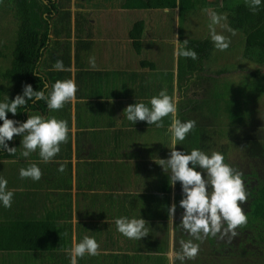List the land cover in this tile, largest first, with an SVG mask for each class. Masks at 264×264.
Wrapping results in <instances>:
<instances>
[{"label":"crops","instance_id":"1","mask_svg":"<svg viewBox=\"0 0 264 264\" xmlns=\"http://www.w3.org/2000/svg\"><path fill=\"white\" fill-rule=\"evenodd\" d=\"M214 1L206 0L207 12ZM84 5H71V11H84L86 23L84 29L82 24L80 28L74 24L68 46L70 65L60 71L65 77L62 80L75 82L76 99L51 115L66 123V141L59 145L60 151L52 160L44 162L38 150L28 157L21 156L22 137L14 136L9 144L16 147L15 154L0 162V177L13 193L10 207L0 206V228L6 225L5 234L9 235L7 228L12 223L27 226L28 232L24 236L20 232L24 253L10 248V252L0 253V261L2 258L5 264H52L59 262L61 256L69 264L67 250L73 241L93 235L98 244L97 255L85 254L77 258V264H179V241L175 238L187 235L180 226L183 210L177 203L178 210L175 208L169 216L168 207L182 197L177 195L176 183L171 185L168 180V171L158 165L159 159L168 157L170 124L164 123H171V119L162 118L163 126L157 129L143 121L132 125L124 118L123 109L138 102L149 106V99L161 90L172 96L176 105L183 99L178 88L180 57L174 56V50L176 39L181 41L180 22L187 21L193 9L183 15L178 6L167 11L148 9L170 14L177 24L171 38L163 42L160 35L166 28L159 34L147 17L126 23L124 13L128 10L121 5L86 0ZM194 16L198 14L194 12ZM138 22L142 23L141 31L135 33L136 37L130 36ZM184 41L187 40L181 41L185 47ZM161 43L171 45L164 54L159 52ZM58 49L53 46L57 55ZM159 58H165V62H158ZM203 69L206 70L204 66ZM162 71L165 78L159 73ZM159 80L164 86L159 85ZM48 112L46 108L42 117L51 119ZM158 130L160 135H156ZM32 165L39 168L40 179L21 178L20 169ZM120 217L144 219L146 236L139 240L124 237L114 223ZM42 247L51 253L30 252Z\"/></svg>","mask_w":264,"mask_h":264},{"label":"trees","instance_id":"2","mask_svg":"<svg viewBox=\"0 0 264 264\" xmlns=\"http://www.w3.org/2000/svg\"><path fill=\"white\" fill-rule=\"evenodd\" d=\"M66 2L69 4L70 0H0V24L2 20H7L5 15L8 13L16 23L10 43L4 36L3 42L0 43V60L9 64L3 68V63H0V101L6 96L11 100L15 95L21 94L24 84H30L34 91L40 90L47 95L54 82L65 78L60 71L53 70V63L62 61L65 69L70 65L68 46L72 15L69 6H64ZM220 2L219 10L226 14L228 27L243 36L241 60L254 67H264V3L253 12L249 8V0ZM195 4L193 0H124L121 7L127 10H148L173 9L178 6L179 13L183 15L192 11ZM74 18L77 28L82 24L84 29L85 14L75 12ZM79 20L82 21L78 23ZM141 28V22L135 23L130 36L136 37L135 33L138 35ZM60 44L64 50L57 55L53 52V46L58 47ZM184 45L186 49L196 53V59L179 58L178 88L182 91L183 99L177 105L176 117L181 122L193 121L194 127L184 141L178 142L176 149L185 153L193 148L208 154L221 153L225 163L240 174L246 194L245 202L240 205L247 218L246 223L234 229V235L225 231L226 225H223L221 232L214 236L206 235L204 241L207 239L211 256L215 260L223 254L227 263L234 264L227 258L228 250L231 249L234 252L233 257L237 258L235 264H264V72L250 69L237 83L218 79L220 71L216 72L215 76L206 74L207 63L214 60L212 54L215 47L212 41L190 39ZM2 50L6 54H2ZM203 66L207 70L204 73L206 76H200L204 72ZM34 72L39 76L34 75ZM194 73H197L195 79ZM188 76H192L189 83L185 78ZM187 84L192 85L184 87ZM26 108L28 115L42 116L47 107L45 101H28ZM63 110L65 111V108ZM23 111L24 109L18 108L16 116L6 114V118L23 122L27 118ZM192 114H197L196 118H192ZM164 124L168 126L170 123ZM11 157L7 152L0 151V162H5ZM176 185L180 199V185ZM177 203L178 200L176 202L175 199L176 210ZM5 226L0 228V253L10 252V248L22 250L16 251L17 253H24L23 236L28 234L27 226L10 223L7 228L9 235L5 234ZM20 232L23 236H20ZM65 233L67 234L66 230ZM89 237L94 239L93 235ZM61 238L65 241L64 237ZM175 239L179 242L185 240L183 237ZM202 239L203 236L191 241L202 243ZM48 242L49 240H46L45 244ZM49 246L52 247L50 244ZM30 252L40 255L51 253L43 247ZM198 255L201 264H213V260L204 262L202 254ZM60 258L59 262L51 263L67 264L66 259L61 256ZM0 264H5L2 258Z\"/></svg>","mask_w":264,"mask_h":264},{"label":"clouds","instance_id":"3","mask_svg":"<svg viewBox=\"0 0 264 264\" xmlns=\"http://www.w3.org/2000/svg\"><path fill=\"white\" fill-rule=\"evenodd\" d=\"M264 0H249V8L255 12ZM167 11V9H165ZM225 18L222 15L211 13L208 25L209 38L213 46L223 51L229 41L225 36L216 32L219 25L222 29L232 32L226 24L221 23ZM186 44V41L183 42ZM174 56L196 59V53L183 47L182 42L176 39ZM57 71L66 70L62 61L57 60L54 64ZM34 75L39 76L34 72ZM77 87L72 79L57 80L51 86L47 95L43 91L33 90L30 84L22 86L21 94L15 95L11 100L8 96L0 101V151L9 155L15 154L16 147H9L8 142L13 137H22L20 153L28 157L31 152L37 151L44 162H49L60 151L59 145L66 141L68 128L64 121L54 118L45 119L41 115H28L26 104L28 101H45L49 110L61 109L65 103L74 102ZM146 106L143 102L128 105L123 109L124 118L134 125L143 121L147 125L156 128L162 126V118L170 117L171 123L168 128L170 133V148L166 159H159L158 165L162 170L168 171V180L171 185L179 183L182 198L179 207L183 210L180 218V226L193 239H200L205 235H216L221 232L222 226L226 225L227 232L234 233V229L246 223V216L242 211L241 204L246 200L244 185L240 174L225 163L224 156L219 152L210 154L193 148L188 153L177 150L178 142L184 141L186 135L193 129V121H183L176 117L177 105L174 98L164 90L152 96ZM24 109L27 118L21 122L6 118V114L16 116L17 110ZM59 170H62L59 169ZM40 170L32 165L27 169H20L21 178L31 180L40 179ZM7 181L0 177V206L8 208L12 203L13 193L6 189ZM176 205L168 207L169 216L175 212ZM116 230L124 237L139 240L145 237L147 229L146 221L142 218L120 217L114 221ZM98 244L88 236H84L79 242L73 241L72 247L67 250L69 264H77V258L97 255ZM198 251V245L191 240L181 243V251L176 253V258L183 261L185 257L194 258Z\"/></svg>","mask_w":264,"mask_h":264},{"label":"rangeland","instance_id":"4","mask_svg":"<svg viewBox=\"0 0 264 264\" xmlns=\"http://www.w3.org/2000/svg\"><path fill=\"white\" fill-rule=\"evenodd\" d=\"M124 0H93L94 3H99L102 2V4H110L111 6L117 7L121 4H123ZM65 2V1H64ZM196 4L194 5L193 8V12H191V16L189 17V19L186 20H182L180 22V28H179V32L181 34V41L183 40H190V39H196V40H210L209 38V29H208V25L210 23V17H211V13L215 12L217 15H222L225 19L223 21H221V23L226 24L227 25V20H226V14L224 12H221L219 10V6L221 5V2L219 0L214 1L213 3H210L209 5V9L207 12V9L205 4H206V0H193V3ZM63 3V2H62ZM73 7H77L78 6H85L84 5V0H70L69 4L66 2L64 3V6H69V8ZM205 5V6H204ZM218 7V8H217ZM213 9V11H212ZM85 10V9H84ZM82 12V11H79ZM107 12V11H106ZM111 12V11H110ZM194 12H196L198 14V16H194ZM75 13V10L71 11V18H70V22H71V26L70 29L73 30V26L75 24L74 20H73V14ZM84 13V11L82 12ZM113 14V12H111ZM206 13H209V16H206ZM7 20L4 21L2 20V23L0 24V43L3 42L2 36H4L3 38L6 41L12 40L13 36L12 33L16 30V23L12 17V15H5ZM125 16V20L126 23H134L135 19H138V17H141L144 19V17H147V21L151 22V24L157 28V30H159V34L160 32H163V29L166 28V32H164V34L160 35L161 39L163 40V42L165 41V39H169L171 38L170 35L172 34L173 28H175V25L177 26V24L175 23L174 19H171V15L170 14H163L161 12H150L148 10H128L124 13ZM187 17V16H185ZM185 17L183 19H185ZM75 19V18H74ZM11 20V21H10ZM228 26V25H227ZM215 30L217 33L222 34L223 36H225L227 38V40L229 41V45L228 47L223 50L220 51L218 49L215 48V51H213L212 54V58L214 60L210 61L212 63H207V71L206 74L210 75V76H215L216 72L220 71V74L217 75L218 79H224L227 81H231L234 83H237L240 79V77L246 72H248V70H260L262 72H264V67H254L252 64H250L247 61L241 60V56L243 53V36L240 32L238 31H234L232 30V32H228L224 29H222L219 25L214 26ZM70 40H71V36H70ZM180 41V42H181ZM159 46H161L159 48V52L160 54H164L168 51V49L170 48V43H161L159 44ZM184 47V46H183ZM1 48V47H0ZM64 50V48L62 47V44L59 45V49L58 51L60 53H62V51ZM2 54H6V52L4 50H2ZM165 62V58H159L158 62L161 61ZM2 62V60H0V63ZM2 67L4 68L5 66L8 67V63L6 62H2ZM6 63V64H5ZM206 66V67H207ZM225 69V71H221V69ZM206 70H204L203 73L200 74V76L204 75ZM160 75L165 78V74L162 72H159ZM206 74L204 76H206ZM195 77H197V73H194V79ZM158 78L160 79L161 77L158 76ZM188 83L192 80V76L187 78ZM50 82V81H49ZM159 85L164 86V82L159 80ZM190 85L192 84H187V86L184 87H190ZM50 114L49 116L51 117L52 114H54L55 110H49ZM48 112V113H49ZM197 114H192V118H196ZM45 116V115H44ZM191 117V116H190ZM52 118V117H51ZM198 121V118L196 119ZM163 126V124H162ZM157 129V128H156ZM157 133L159 134V130L158 132L156 131V135ZM154 135V134H153ZM160 135V134H159ZM232 157L230 156V159ZM229 160V157H228ZM185 232V231H183ZM185 240H181L180 242L177 243L176 245V249L178 251H181V243L182 242H186L189 240H192L193 238L190 237L188 234L187 235H183L182 236ZM182 237H180L182 239ZM205 236H203L202 239V243H194L196 245H198V251L195 255L194 258H187L185 257L183 259V261L179 260V264H201L200 260H199V255L198 254H202V256H205V259L203 257V261L206 262V260H213V264H231V263H227L224 259V255L221 254V258H217L216 260L213 259V257L211 256V248L209 247L208 243H207V239L205 240ZM159 250L161 249V242L159 240ZM228 257L230 262H233L234 264L237 262V258L233 257L234 256V252L229 249L228 250ZM220 252V251H219ZM154 256V255H153ZM202 259V258H201Z\"/></svg>","mask_w":264,"mask_h":264}]
</instances>
